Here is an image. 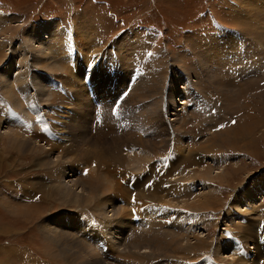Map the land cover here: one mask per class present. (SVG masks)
Listing matches in <instances>:
<instances>
[{
    "label": "rangeland",
    "instance_id": "374dc122",
    "mask_svg": "<svg viewBox=\"0 0 264 264\" xmlns=\"http://www.w3.org/2000/svg\"><path fill=\"white\" fill-rule=\"evenodd\" d=\"M0 60V264H264V0H0Z\"/></svg>",
    "mask_w": 264,
    "mask_h": 264
},
{
    "label": "bare ground",
    "instance_id": "6f19581e",
    "mask_svg": "<svg viewBox=\"0 0 264 264\" xmlns=\"http://www.w3.org/2000/svg\"><path fill=\"white\" fill-rule=\"evenodd\" d=\"M250 27V26H249ZM250 32V31H249ZM54 37V36H53ZM26 39H28L27 37H26ZM47 39V38H46ZM235 41V40H234ZM41 44H43V42L41 43ZM233 44H235V43H233ZM237 44V43H236ZM40 45V44H39ZM35 47H37V46H35ZM49 48V47H48ZM240 48V47H239ZM218 54V53H217ZM220 58V57H219ZM218 58V59H219ZM1 61V60H0ZM238 62V61H237ZM218 63V62H217ZM94 64V63H93ZM92 64V65H93ZM61 65V64H60ZM202 67H203V65H201ZM62 68V67H61ZM9 81V80H8ZM17 82H18V80H17ZM16 82V83H17ZM75 88V87H74ZM179 103H185V101H181V102H179ZM9 106V105H8ZM16 113V112H15ZM171 114L172 115H175V113H173V112H171ZM240 115V114H239ZM244 116V115H243ZM251 116V115H250ZM249 116V117H250ZM248 117V116H247ZM230 118V117H229ZM241 118V117H240ZM245 118V117H244ZM246 119V120H245ZM244 120H241V121H236L235 122V124L234 125H230V126H226V128L224 129V130H221V131H219V132H216V133H214L213 134V136H211V139H210V141L213 139L214 141L215 140H217L218 139V136H219V139L221 140V142L222 141H227V143H231V145L232 144H234V145H237V143L236 142H238V140H242V142L244 141V139L246 138V139H248V138H253L254 137V135H255V127L257 128V126H258V124L259 123H261L260 122V120H259V122H258V119H257V121H254L253 123H251V122H247V118H245ZM173 120V119H172ZM230 127V128H229ZM20 128V127H19ZM218 131V130H217ZM12 135V134H11ZM19 135V134H18ZM112 139V138H111ZM110 139V140H111ZM115 139V138H114ZM113 139V140H114ZM8 140H9V143H15V145H16V143H17V145L18 146H20L21 145V147H22V144H21V142H20V138L17 140L16 139V136H11L10 138H8ZM138 142H141V140H137ZM22 143H24V144H26L27 143V141H22ZM112 143V142H111ZM110 144V143H109ZM114 144V143H113ZM16 145V146H17ZM88 145V144H87ZM89 146V145H88ZM112 146V145H111ZM110 146V147H111ZM205 146V145H204ZM210 146V145H209ZM243 146L245 147L246 145L243 143ZM35 147H37V146H35ZM51 148V146L50 147H48V145L46 146V149H50ZM91 148V147H90ZM205 148V150H203V151H211V149H207L206 150V147H204ZM107 149V148H106ZM187 149V148H186ZM199 149V148H198ZM89 151V150H88ZM107 151V150H106ZM108 152V151H107ZM138 152H140V151H138ZM141 153V152H140ZM139 153V154H140ZM94 154H99V153H97V151H94ZM100 154H103V153H100ZM133 154V153H132ZM137 154V153H136ZM190 154V153H189ZM47 155V154H46ZM97 157V156H96ZM108 157V156H107ZM95 158V157H94ZM103 158V157H102ZM100 160V159H99ZM206 169V168H205ZM197 173V172H196ZM203 174H204V176L205 177H207L209 180H211V179H214V178H212L214 175H209V171H207V170H205L204 172H203ZM76 180V179H75ZM74 185V184H73ZM249 189H251V190H249V192H251L252 190L254 191L256 188L255 187H250ZM257 190V189H256ZM249 195V193H248V191H246V190H244L243 192H242V197L245 199L247 196ZM1 197V196H0ZM2 199H4V197H1ZM74 199H72V200H76V198L75 197H73ZM7 200V199H6ZM0 202L1 203H5V202H3L2 200H0ZM13 202H15V201H13ZM88 202V201H87ZM16 203V202H15ZM195 203V202H194ZM204 203V205H206L205 204V202H202L201 201V203L200 204H203ZM8 205V204H7ZM187 205V204H186ZM190 205V204H189ZM9 206V205H8ZM207 206V205H206ZM15 206H13V208H14ZM17 207V206H16ZM9 208H11V207H9ZM13 208H11L10 210L11 211H15ZM51 227V226H50ZM53 229V228H52ZM55 229V228H54ZM87 229V228H86ZM44 230L47 232L46 234L48 235V231L46 230V228H44L42 231L44 232ZM60 230V229H59ZM54 233V232H53ZM76 233V232H75ZM57 235H60V236H58V237H61V234L59 233V234H57ZM49 236V238L51 237V234L50 235H48ZM53 236V235H52ZM55 236V237H54ZM53 237H52V239H54V241L58 244V245H60V243H62L63 241H61L60 240V238H56L57 236L56 235H54ZM65 236V235H64ZM47 237V236H46ZM200 237V236H199ZM62 238V237H61ZM84 238V237H83ZM86 238V237H85ZM84 238V239H85ZM48 239V238H47ZM69 239V238H68ZM71 239V238H70ZM196 240V239H195ZM201 240V239H200ZM202 241V240H201ZM201 241H198V242H201ZM71 242V241H70ZM197 242V243H198ZM64 243V242H63ZM70 244V243H69ZM59 247H62L61 245L59 246ZM94 247H95V244H94ZM93 247V248H94ZM67 248V247H66ZM61 249V248H60ZM70 249V248H69ZM193 249V248H192ZM70 250H75V249H70ZM79 250V249H78ZM76 251V250H75ZM206 251H208V250H206ZM87 252V251H86ZM69 253H70V251H69ZM78 253H79V251H78ZM68 256H69V254H68ZM83 256V255H82ZM231 257V256H230ZM86 259V258H85ZM97 262V261H96ZM81 263V262H80Z\"/></svg>",
    "mask_w": 264,
    "mask_h": 264
},
{
    "label": "crops",
    "instance_id": "0c3cea01",
    "mask_svg": "<svg viewBox=\"0 0 264 264\" xmlns=\"http://www.w3.org/2000/svg\"><path fill=\"white\" fill-rule=\"evenodd\" d=\"M4 198H5V197H4ZM7 200H8V201H12V200H10L9 198H7Z\"/></svg>",
    "mask_w": 264,
    "mask_h": 264
}]
</instances>
